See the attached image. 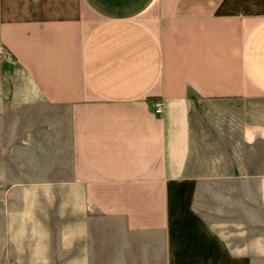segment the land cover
I'll use <instances>...</instances> for the list:
<instances>
[{
    "label": "crops",
    "instance_id": "crops-1",
    "mask_svg": "<svg viewBox=\"0 0 264 264\" xmlns=\"http://www.w3.org/2000/svg\"><path fill=\"white\" fill-rule=\"evenodd\" d=\"M0 45L57 264H264V0H0Z\"/></svg>",
    "mask_w": 264,
    "mask_h": 264
},
{
    "label": "rangeland",
    "instance_id": "rangeland-1",
    "mask_svg": "<svg viewBox=\"0 0 264 264\" xmlns=\"http://www.w3.org/2000/svg\"><path fill=\"white\" fill-rule=\"evenodd\" d=\"M223 106L214 103L212 111ZM14 108L0 83V264H57L54 214L48 211L51 197H40L43 205L39 210L32 206L33 198L22 207L18 187L10 182L17 178V167L8 160L17 158L14 123L18 116ZM41 249L44 256L53 258H40Z\"/></svg>",
    "mask_w": 264,
    "mask_h": 264
},
{
    "label": "built area",
    "instance_id": "built-area-1",
    "mask_svg": "<svg viewBox=\"0 0 264 264\" xmlns=\"http://www.w3.org/2000/svg\"><path fill=\"white\" fill-rule=\"evenodd\" d=\"M9 54L10 53L6 50V48L4 46L0 45V59H2V60L7 59L8 56H10ZM155 112L156 113L161 112V106L158 103H156Z\"/></svg>",
    "mask_w": 264,
    "mask_h": 264
}]
</instances>
